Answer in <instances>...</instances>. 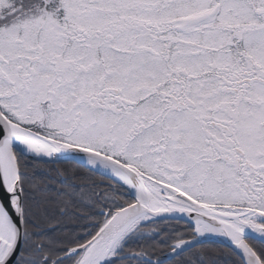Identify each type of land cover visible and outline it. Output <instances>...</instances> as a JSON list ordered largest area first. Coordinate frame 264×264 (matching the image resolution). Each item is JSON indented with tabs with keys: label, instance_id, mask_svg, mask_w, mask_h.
I'll use <instances>...</instances> for the list:
<instances>
[{
	"label": "snow or ice",
	"instance_id": "1",
	"mask_svg": "<svg viewBox=\"0 0 264 264\" xmlns=\"http://www.w3.org/2000/svg\"><path fill=\"white\" fill-rule=\"evenodd\" d=\"M0 264H264V0H0Z\"/></svg>",
	"mask_w": 264,
	"mask_h": 264
}]
</instances>
